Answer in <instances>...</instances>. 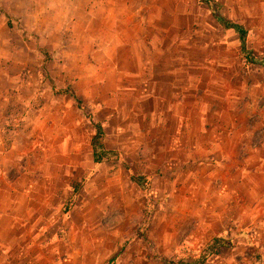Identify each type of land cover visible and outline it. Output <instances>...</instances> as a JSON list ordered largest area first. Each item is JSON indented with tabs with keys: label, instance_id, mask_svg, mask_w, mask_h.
Here are the masks:
<instances>
[{
	"label": "rangeland",
	"instance_id": "rangeland-1",
	"mask_svg": "<svg viewBox=\"0 0 264 264\" xmlns=\"http://www.w3.org/2000/svg\"><path fill=\"white\" fill-rule=\"evenodd\" d=\"M94 2L106 12L104 21L93 16L98 29L121 26L124 37L139 41L135 50L142 61L150 59L152 83L163 93L169 92V82L172 92L184 94L186 88L188 102L195 105V126L201 108L206 122L264 145V65L246 63L238 34L215 17L241 25L253 57L264 59V0H212L213 8L202 0ZM40 18L51 29L69 21L53 14ZM32 35L28 41H41L40 31ZM52 37L53 46L23 53L25 63L9 58L0 74L2 227L4 235L9 228L19 234L7 246L18 263L181 264L212 250L213 239L221 238L204 264H264V210L254 208L264 199V146L253 152V191L251 178L244 176L235 207L207 206L211 195L203 158L174 167L161 162L151 174L134 171L131 159L144 163L145 154L153 153V140L147 146L145 127L134 111L124 121L125 130L111 126L122 120L108 121L101 74L93 94L100 104L75 94L74 81L88 64L77 63L81 49L70 42L59 45L56 32ZM51 82L69 92L70 105L63 106L60 118L58 102L48 96ZM79 88L85 90L86 82ZM21 102L38 106L22 112ZM3 105L18 107L5 113ZM43 106L49 109L42 112ZM62 135L68 141L58 144ZM92 145L105 153L98 162ZM12 215L18 220L11 226ZM209 220L217 223L209 228ZM23 248L27 257L20 256Z\"/></svg>",
	"mask_w": 264,
	"mask_h": 264
},
{
	"label": "crops",
	"instance_id": "crops-1",
	"mask_svg": "<svg viewBox=\"0 0 264 264\" xmlns=\"http://www.w3.org/2000/svg\"><path fill=\"white\" fill-rule=\"evenodd\" d=\"M81 1L0 0V74L3 71L2 64L7 63L9 58L15 63L28 62V59L23 57V53L27 54L30 50L39 49L37 45L53 46L55 36L52 37V33H58L59 45L66 46L67 42L72 43L71 46L81 49L77 63L88 64L86 68L88 71H79L78 79L74 81L75 94L84 97L93 106L100 104L97 99H93V94L95 89L97 91V80L101 74L100 77L106 80L104 86L106 96H108L104 106L108 108L109 113L111 112V115L107 116L108 121L115 118L122 120V123H111V126L118 132L125 130L127 125L124 121L134 111L133 114L138 116L137 121L140 126L142 127L143 124L145 127L141 133L146 138L147 146L153 140L155 146L152 147L153 153L145 154L142 158L144 163L139 164L131 159L134 171L140 174H151L161 167V162L174 167V165L192 164L194 160L203 158L209 182L208 191L211 195L209 201L206 202L207 206L209 208L235 207L240 199L244 176L251 178L248 187L253 191V152L263 151L264 145L256 146L253 141L241 138L240 134H230L233 131L225 129V126H221L218 122H206L200 115L201 108L197 110L199 114L196 115L197 126H195V105L192 99L188 102L186 88L184 94H179L178 91L172 92L173 87L169 82L167 88L169 92L163 93L156 83H152L150 59L142 61L145 59H141L136 51L139 41L137 39L131 41L124 37L121 26L110 27L106 23L109 27L102 32L97 25L95 26L93 16L102 15L104 21L106 12L98 8L97 3L94 2L97 0H87L89 2L84 5ZM58 2L61 4H56ZM51 14L67 17L69 21H65L66 25L61 24V26L60 23H54L57 27L51 29L40 18V16ZM33 17L37 18L36 24L34 21L31 23ZM39 31L42 33L39 43L27 40V38L34 39L36 36L32 34ZM106 34L108 35L105 36ZM4 49H9L8 55H4ZM42 54L36 58H41ZM82 81L86 82L85 90L79 88ZM50 86L51 93L47 94L58 102V110L56 107L54 109L57 110L60 118L70 105V103L66 105L65 98L69 92L68 89L58 87L53 82ZM124 104L129 108H124ZM21 105L23 106L22 112H30L31 106L32 108L38 106L27 102H21ZM3 106L2 112L5 113L7 109L16 111L18 107V105ZM115 106H117L116 109ZM47 109L49 107L43 106L41 111L45 112ZM9 118L14 117L9 115ZM1 125L2 123L0 127ZM57 141L58 144H65L68 140L63 136ZM147 150L150 151V147ZM164 153L169 156L165 160L159 159ZM243 160H245V166L242 164ZM150 161H153V166L149 165ZM1 171L0 167V184ZM185 171L188 173L190 169L185 167ZM27 173L28 171H25L24 174ZM177 190H180L179 186ZM1 191L0 186V264H19L16 252L12 253V249L7 247L17 239L19 234L14 233L10 228L11 233L4 235L3 232ZM255 207L264 210V199L256 202ZM210 211V215L217 214L218 216V213ZM9 219L11 226L18 220L14 215ZM216 223L209 220L206 226L212 228ZM28 255L27 249L20 250V256L27 257ZM28 263L31 261L23 262V264Z\"/></svg>",
	"mask_w": 264,
	"mask_h": 264
},
{
	"label": "trees",
	"instance_id": "trees-1",
	"mask_svg": "<svg viewBox=\"0 0 264 264\" xmlns=\"http://www.w3.org/2000/svg\"><path fill=\"white\" fill-rule=\"evenodd\" d=\"M205 3H207L209 5V7L213 8L214 5L212 3V0H202ZM214 12V9H213ZM215 17L217 19V21H219L221 24H223L224 28H232L237 34H238V39L240 42V51L243 54L246 63H257V64H262L264 65V59H257L255 57H253L251 51L247 48L246 46V30L239 24L237 23H233L229 20H226L224 18H222L220 15H217L215 13ZM92 151H93V158L95 162H98L100 160V158L105 154L102 153L101 151H99V149L97 148L96 145H92ZM222 243V239L221 238H214L213 239V246H212V250L210 251H203L198 257L193 258L187 262H182L181 264H204L208 255L213 251V248H215V246L220 245Z\"/></svg>",
	"mask_w": 264,
	"mask_h": 264
}]
</instances>
